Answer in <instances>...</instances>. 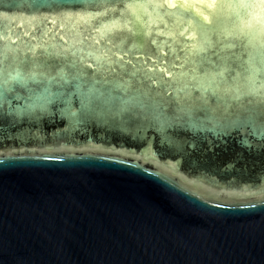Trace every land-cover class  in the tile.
<instances>
[{"label": "water", "instance_id": "95a60500", "mask_svg": "<svg viewBox=\"0 0 264 264\" xmlns=\"http://www.w3.org/2000/svg\"><path fill=\"white\" fill-rule=\"evenodd\" d=\"M0 264H264V0H0Z\"/></svg>", "mask_w": 264, "mask_h": 264}]
</instances>
